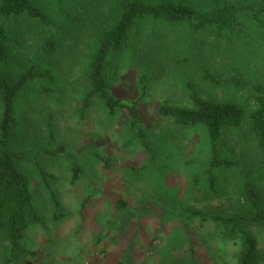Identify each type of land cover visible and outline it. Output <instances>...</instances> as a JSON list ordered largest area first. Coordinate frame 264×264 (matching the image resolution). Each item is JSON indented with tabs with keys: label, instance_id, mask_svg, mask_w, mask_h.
Masks as SVG:
<instances>
[{
	"label": "rangeland",
	"instance_id": "rangeland-1",
	"mask_svg": "<svg viewBox=\"0 0 264 264\" xmlns=\"http://www.w3.org/2000/svg\"><path fill=\"white\" fill-rule=\"evenodd\" d=\"M186 1L206 8L223 0ZM231 1L250 6L244 15L249 32L241 37L219 41L203 34L187 51L183 43L175 45L181 30L151 33L147 27L135 47L109 56L110 91L136 105L147 147L125 108L109 115L98 99L82 108L96 31L116 0H36L52 26L0 18L11 36L5 70L15 75L34 64L54 76L29 81L16 103L11 147L20 154L41 223L25 230V252L11 254L0 241V264H178L176 258L182 264H236L239 239L212 216L241 212L243 182L258 176L255 138L245 126L223 131L217 148L232 163L211 169L217 176L212 193L203 129L182 127L158 112L163 103L190 106L192 89L252 105L249 92L230 80L264 72V1ZM51 35L58 47L46 54L41 45ZM204 68L222 84L202 79ZM248 228L264 247V226Z\"/></svg>",
	"mask_w": 264,
	"mask_h": 264
},
{
	"label": "trees",
	"instance_id": "trees-1",
	"mask_svg": "<svg viewBox=\"0 0 264 264\" xmlns=\"http://www.w3.org/2000/svg\"><path fill=\"white\" fill-rule=\"evenodd\" d=\"M249 8V5L231 0H223L206 8L186 0H116L110 19L104 21L96 31V45L88 65V86L82 98V108L88 107L94 99L101 101L109 115L125 108L136 136L147 147L136 105L124 103L110 91L105 75L109 56L126 46L135 47L147 27L151 33L162 27L181 30L183 35L175 39V45L183 43L187 51L192 45L200 43L198 37L203 34L213 35L214 40L219 41L241 37L249 32L250 23L244 17ZM251 16L259 20L255 13H251ZM21 17L37 19L44 25L52 26L51 18L36 0H0L1 19ZM10 42V30L0 23V241L11 254H15L25 252L20 242L25 230L41 223L33 203L29 178L19 166L20 154L11 147V136L17 123L16 103L29 81L35 78L53 81L54 76L47 69L39 70L34 64L15 75L7 72V64L3 63L9 59ZM57 47L54 35L46 36L41 45L46 54H51ZM201 78L212 85L222 84L219 77L206 68L201 70ZM230 82L235 89L249 92L252 98L250 107L236 99L202 97L192 89L189 92L190 106L163 103L158 112L182 127L198 126L203 129L210 145L207 179L212 193L217 191V176L211 169L232 163L222 158L217 148L223 131L245 126L255 138L260 150L258 176L257 180L248 178L243 182L241 212L217 213L212 217L224 226L229 237L239 239L236 264H263L264 247L257 245L248 225L264 226V72L258 78L237 77ZM74 169L77 175L79 167L75 166ZM40 173L44 175L42 169ZM175 261L182 264L185 260L176 258Z\"/></svg>",
	"mask_w": 264,
	"mask_h": 264
}]
</instances>
